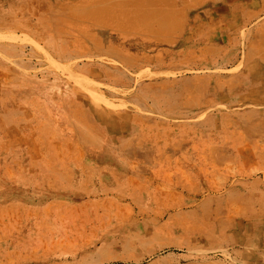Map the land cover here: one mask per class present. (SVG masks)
Returning a JSON list of instances; mask_svg holds the SVG:
<instances>
[{
	"label": "bare ground",
	"instance_id": "6f19581e",
	"mask_svg": "<svg viewBox=\"0 0 264 264\" xmlns=\"http://www.w3.org/2000/svg\"><path fill=\"white\" fill-rule=\"evenodd\" d=\"M3 1L6 3L0 4V29L33 34L35 45L47 50L52 60L57 63L58 61L68 63L65 64L67 68L82 70L88 76L104 79L109 84H125L127 87L132 84L137 90L141 89L136 81L129 80L123 71L106 69L94 64L95 57L114 56L122 66L130 70L151 65L157 60L155 56L149 54L151 52L131 50L140 43L120 49L112 46L105 36L112 33L120 35L122 39H134L137 36L142 41L154 40L170 46L174 43L173 37L177 33L196 31L194 29L196 23L200 27L198 30H205L207 33L205 39L208 40V44L199 49L200 54L208 56L216 53L218 56L213 64L220 66L225 65L227 61L236 60V50L240 49V59H246V63L251 62L253 67L258 68V74L251 77V80L264 79V68L260 65L264 59V0H251L253 5L260 1L262 8L241 20L242 31L238 33V38H228L229 36L221 29L224 22L220 17L212 16L217 11H223V7L218 6L216 1L208 2L209 8L202 11L203 20L177 18L175 7H171L168 12L161 11L154 8L157 4L152 0H134L126 6L124 0H25L17 9L10 7L8 0ZM201 5L194 7L199 8ZM18 56H21L20 59L13 62L15 68L0 63V81L16 88L15 94L9 96L11 98L8 104L18 108L19 103L28 100L29 104L40 98L44 103L43 109L58 114L57 118L73 120V133L76 135L75 143L68 139L61 141L58 138L44 142L30 134L13 135L11 130H6L0 135V214L19 203L27 207L23 208L25 212L34 213L32 222L27 219L22 223L12 216L13 226L10 228V235L6 230L9 224L0 220V248L8 250L11 242L25 241L27 244L29 252L22 264H109L130 261L134 264L143 263L146 258L161 252L164 244L139 256H105L104 253L119 244V241L106 240L110 231L106 229L109 221L119 223L127 208L136 211V216L157 213L162 218V215L166 214L167 219L164 223L167 224L166 228L170 230L168 231L171 236L192 238L200 242L207 239L216 240L212 232L215 226H223L225 230L231 223L242 224L243 219L252 222L256 218L257 222L253 223L257 224V229L264 226V197L261 193L246 198V203L241 206L235 205V201L242 198L235 187L246 189L252 185H262L263 180L256 178L252 179V183H248L246 180L250 178L243 176L241 178L244 180L240 179L234 184L235 182L229 181L228 176L222 177L220 174V170L228 169L234 158L245 161L252 158L260 161L259 171L264 178V148L253 149L254 144L246 134L264 132V126L248 132L243 131L246 136L240 130L231 131L230 133L239 140L237 147L243 149L242 151L235 149L231 156L229 154L219 156L223 147L213 146L209 148V152H201L194 162L179 156L162 167L159 159L162 155L160 149L144 145L145 142L142 140L144 138L137 129V126L147 123L148 119L143 120L126 112L111 115L93 106L97 114L104 111V115H100L98 122H95L84 110L85 104L72 96L69 87H64L63 90L56 87L58 82L55 77L51 82L41 80L40 83L35 77L29 78L28 74L23 76V72L32 68V64L27 61L25 55ZM175 61L177 60H170L172 63ZM207 68L208 66L202 67ZM93 92L99 98L105 99L104 94H99L97 90ZM213 104L214 101L210 100L205 106ZM126 135L133 138L119 141ZM104 139H108L114 148L116 144L120 145L121 152L126 157L132 158V155L139 151L142 158L134 161L126 158L115 159L112 154L111 160H108L107 156L104 157L103 162L109 163L107 167L103 166L99 164L102 160L97 152L104 148ZM129 141L136 142L132 147L136 150L132 154L127 151L130 147ZM80 147H85L87 152L85 157L84 153L78 152ZM125 149L126 152L123 151ZM176 152L174 149H168L164 153L170 157ZM233 156L235 157L232 158ZM90 157L96 158L92 164L88 160ZM168 165L172 167L170 171L166 169ZM161 168L162 174L156 183L153 176L156 177V169ZM62 170L65 171L63 178L58 173ZM91 170L94 171L95 178L83 182L81 177ZM56 175L60 178L56 179ZM137 179L139 182H136ZM83 183H89L91 190H82L80 186ZM16 199L20 201L17 202ZM58 199L62 201L69 199L70 202L66 201L68 208L58 215L57 220L60 224L55 227L52 240L42 241L41 226L47 227L46 230L50 229L46 211ZM144 200L147 203H144ZM41 204H45L43 208L36 209V206ZM197 209H201L200 215L195 212ZM43 215L47 219L41 221L40 217ZM52 222L56 223V219ZM130 225L135 227L136 221H132ZM92 228L100 232L90 243H81L82 233ZM56 232L60 235L58 236ZM35 244L38 245V249H33ZM97 244L99 247L95 250ZM172 245L182 248L181 244ZM235 245H240V242H232L226 248L216 249V252L223 251L224 256L228 253L235 254L237 252L234 249ZM121 247L123 249L124 246ZM90 251L95 253L90 256ZM208 252L210 250L206 253ZM9 254L11 255L7 253ZM80 255L83 256L78 262L76 258ZM87 259L91 262H87ZM181 262L218 263L211 262L203 256L188 255L173 259L174 264ZM5 264L14 263L11 259L5 258Z\"/></svg>",
	"mask_w": 264,
	"mask_h": 264
},
{
	"label": "rangeland",
	"instance_id": "374dc122",
	"mask_svg": "<svg viewBox=\"0 0 264 264\" xmlns=\"http://www.w3.org/2000/svg\"><path fill=\"white\" fill-rule=\"evenodd\" d=\"M24 1L8 0L7 2L10 7L17 9ZM124 1L126 3L124 6H126L134 0ZM152 1L157 4L154 5V8L158 10L168 12L171 7H175L178 14L177 18H195L196 20H203L202 11L209 8L208 2L216 1L218 6L223 7V11H217L219 14H213V16L220 17L224 22L221 29L226 36H229L228 38H238V33L242 31L240 30L241 20L246 19L252 12L262 8L260 1H256V4L253 5L251 0H229L228 2L227 0L204 2L199 0L198 3L195 1L192 3L191 0ZM144 2L150 3V1ZM182 2H185L183 6L181 5ZM1 3L6 2L0 0ZM200 4L202 5L199 8L194 7ZM187 8L189 9L186 10ZM212 12H215V10H212ZM25 14L28 15L26 12ZM149 17L151 18V16ZM199 28L196 23L194 25L196 31L177 33L173 37L174 43L170 46L159 44L154 40L142 41L137 36L134 39H122L120 35L113 33L105 36L106 40L115 48L123 49L127 48V45L140 43L131 50L151 52L149 54L155 56L157 61L153 64L144 65L133 70L122 66L114 56L101 55L95 57L93 61L94 64L106 69L123 71L127 74L129 80L136 81L137 85L141 87L140 90H137L136 86L132 84L130 87L125 84H109L104 79L88 76L82 70L69 69L65 66L68 63L60 61L57 63L51 59L47 50H42V48L36 46L33 34L21 31L0 29V63L4 66L14 67L13 62L21 57L18 54L25 55L27 61L32 64V68L25 70L23 76L28 74L29 78L35 77L36 81L40 83L41 80L51 82L55 77L58 82L56 87L60 90L69 87L72 96L85 104L83 106L84 110L88 117L95 122H98L100 115H104V111L111 115L126 112L143 120L148 119L147 123L137 126V129L144 138L142 139V136H140L145 142L144 145L160 149L162 155L159 156V159L162 167L171 160L179 158V156L194 162L201 152L207 153L209 148L213 146L223 147L219 153L221 157L227 154L233 155L235 149L242 151V148L237 147L239 140L230 133L231 131L240 130L244 136L247 134L254 144L253 149L264 148V132H250L249 134L243 132L264 126V120H262L264 118V79L255 78L254 81L251 80V77L258 74V68L253 67L251 62L246 63V59H240V49L236 50V60L227 61L224 63L225 65L220 66L213 64L218 56L216 53L208 56L200 54L199 49L204 48L208 44V40L205 39L207 35L205 30H198ZM171 59L177 61L172 63L170 62ZM190 60L195 62L192 63ZM260 65L264 68V59ZM204 66H208V68L202 69ZM217 79H220V81ZM15 90V87L7 86L0 81V132H2L0 135H3L6 130H11L13 135L19 133L30 134L42 139L44 142L54 141L55 138L61 141L68 139L71 142H76V135L73 133V120L65 117L57 118L58 114L43 109L44 103L40 98L34 99L29 104L28 100L25 103L18 102V108L8 104L11 98L9 96L14 95ZM93 90H97L99 94H104L105 99L99 98ZM215 92H217V95H215ZM210 100L214 101V104L206 107L205 104ZM93 106L104 111L97 114ZM20 107H23V109ZM129 136L126 135L120 138L119 141H127V139L133 138V136ZM109 142L108 139H104V148L102 151L97 152L102 160L99 164L103 166L107 167L109 163L103 162L104 157L107 156L108 160H111L113 159L112 154L115 159L126 158L134 161L142 158L140 152L134 153L136 149L132 148L136 142L129 141L130 147H128V150H123L125 152L126 150L129 151L131 154L134 153L133 157L130 156L132 158L122 154L120 145L116 144V148H114ZM228 145L229 147H226ZM168 149H174L177 154L175 153L169 157L164 153ZM78 152L84 153V157L87 154L85 147H80ZM251 159L245 161L238 160L236 157L230 163V166H227V170H220L221 176H228L229 181L235 182L234 184L243 179L241 178L243 176L250 178L246 180L248 183H252V179L256 178L263 180L262 185H252L246 189L235 187V190L242 196L239 201H235L236 206L245 204L246 198L258 193H261L264 197V178L259 171L260 161ZM88 160L92 164L96 158L90 157ZM171 168L170 165L166 166L169 171ZM92 169L94 168L92 167ZM162 170L163 168L156 169L155 175L157 174V176H153L154 182H159ZM58 173L61 177H64L65 171L62 170L61 173ZM168 173L170 174V172ZM171 177H174V175H171ZM55 178L58 179L60 176L56 175ZM81 178L83 182L87 181L95 178V173L91 170ZM136 182H139V180L137 179ZM80 188L86 191L91 190L89 183L81 184ZM198 199H201V197H198ZM16 201L19 202L20 200L16 199ZM66 201L70 202L69 199H66ZM66 201L58 199L53 206L48 207L46 212L50 229L46 230L47 227L41 226L42 241L52 240V235L55 234L54 229L60 224L57 220L58 215L68 208ZM12 203H15V201H12ZM144 203H147V201L144 200ZM44 205H37L36 209L39 210ZM23 208L27 207H23V204L19 203L12 208L9 207L7 212L0 214V220L9 224V227L6 228L9 232L8 235L11 233L10 228L13 226V218H17L22 223L27 219L32 222L34 213L25 212ZM159 208L158 210L161 209ZM130 209L127 208L123 212L119 223L109 221L106 229L110 231L106 240L108 242L119 241V244L104 252L105 256H139L155 249L158 245L164 244L165 247L161 252L146 258L141 264H154L155 262H157L156 264H174L173 259L188 255L193 257L203 256L211 262H218L217 264H264V226L257 229V224L254 225L253 223L257 222L258 218L252 222L243 219L242 224L231 223L225 230L223 226H215V230L212 229V232L216 236V240L207 239L200 242L192 238L183 239L177 237V235L171 236L169 234L170 230L166 228L167 224L164 223L167 219L166 214H163L162 218L157 213H145L142 216H136V211L132 209V212ZM195 212L200 215L201 209H197ZM45 219L47 218L44 215L40 217L41 221ZM54 219H56V223L52 222ZM132 221H136L135 227L130 225ZM99 232L98 229H86L82 233L80 242L90 243ZM56 233L58 236L60 235L59 232ZM232 242H240V245L234 246L237 251L235 254L228 253L224 256L222 255L223 251L216 252V249L226 248ZM172 243L181 244L182 248L173 247ZM121 246H124L123 249ZM98 247L97 244L95 250ZM33 249H38V245H33ZM207 250H210V252L206 253ZM28 252L25 241L11 242L8 250L5 251L0 248V263L5 264V258H9L14 264H22ZM7 253H11V255H7ZM94 253V251H90L89 255L91 256ZM82 256H78L76 260L80 262ZM160 260L164 261L159 262ZM87 262H91L90 259H87ZM187 263L181 262L180 264ZM109 264L134 263L130 261L128 263L112 262Z\"/></svg>",
	"mask_w": 264,
	"mask_h": 264
},
{
	"label": "crops",
	"instance_id": "0c3cea01",
	"mask_svg": "<svg viewBox=\"0 0 264 264\" xmlns=\"http://www.w3.org/2000/svg\"><path fill=\"white\" fill-rule=\"evenodd\" d=\"M192 1V3L195 1L196 3H198L199 2V0L197 1V0H191ZM201 1H203L204 2V0H201ZM227 1H229V0H227ZM183 3H185V2H182V4ZM181 4V5H182ZM189 8H187L186 10H188ZM187 13H189L188 11H186ZM218 13V12H217ZM217 13H215V14H217ZM214 14V13H213ZM219 14V13H218ZM220 15H222V14H220ZM213 16V15H212ZM216 16V15H215Z\"/></svg>",
	"mask_w": 264,
	"mask_h": 264
}]
</instances>
